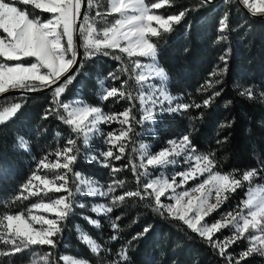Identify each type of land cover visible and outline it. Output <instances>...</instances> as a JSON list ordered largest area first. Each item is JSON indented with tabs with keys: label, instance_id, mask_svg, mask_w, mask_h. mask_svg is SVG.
Returning <instances> with one entry per match:
<instances>
[{
	"label": "snow or ice",
	"instance_id": "snow-or-ice-1",
	"mask_svg": "<svg viewBox=\"0 0 264 264\" xmlns=\"http://www.w3.org/2000/svg\"><path fill=\"white\" fill-rule=\"evenodd\" d=\"M18 2L32 5L35 9L48 13L49 17L47 19L34 17L28 11L18 7L17 0H0V31L4 34L0 36V57H3L5 61H21L23 58H33L35 61L27 65L0 62V94L14 89L25 91L52 89V102L56 107L46 112L44 118L47 119L48 115L55 114L58 119L71 127L73 133H83L85 144L88 143L90 133L100 132L98 125L101 123H119L122 126L119 130L109 131L106 135V143L109 147L100 152L99 156L102 159L96 155L91 157L102 167L110 169L113 176L121 171V168L116 167L110 161L123 159L125 153L123 141L129 139V133L132 131L131 125L135 118L131 108L121 113L104 114L100 107L74 104L60 99L79 71L76 36L82 38L84 55L87 57L99 54L111 56L114 60H121L120 55H113V52L118 50L119 53L126 54L129 58L142 57L151 61V63H143L140 59L132 60L134 65L132 73L135 74L137 83L141 85L138 95L144 111L143 120H154L158 114L157 106H159V113L187 111L193 107L188 104L173 106L175 97L168 94L163 84L169 77L166 70L157 63L158 49L152 38L159 37L161 29L165 33L171 32L173 24H179L186 14V11L182 10L178 14L165 18L153 11L161 9L169 3V0H154L151 3H146V0H109V6L105 10H99V0H86L83 13L82 0H18ZM239 2L251 15L264 16V0H239ZM93 7H96L97 11L95 17L90 19L87 12ZM110 15H116L118 18L109 24L106 17ZM96 18L104 23L102 28L96 26ZM226 20L227 15L220 19L218 31L223 32L227 28ZM78 21L79 27H77ZM220 59L225 64L227 63L226 56H221ZM221 71H226V68ZM109 75L113 80L120 79L116 73H109ZM210 75L214 76L217 73L213 72ZM154 80H159L161 83L154 84L152 83ZM125 84L127 81H122L120 88L112 87L106 90L102 99L119 98L129 101L135 99L131 92L122 90ZM144 88L148 91H144ZM246 92L249 96L252 95L250 89ZM214 95L219 96L220 93L216 92ZM165 103L168 105L167 108L164 107ZM210 103L211 99H208L203 102V105L207 107ZM21 107V103H13L10 107H5L3 111H0V123L14 117ZM194 107L199 108L201 105L196 104ZM61 108L66 115L60 113ZM168 143L171 147L162 149L158 154L146 153V164L149 166L176 164L178 161L174 157L184 154V162L194 160V165L190 164L187 170L175 173L171 182L169 180L147 182L143 185L142 191H129L113 196V202L123 201L126 197L133 196L141 199L152 198L155 204L154 211L161 214L166 212L173 219L181 221L192 232L205 238L209 245L219 250V254L228 264H241V261L246 260L253 252L264 255V235L249 236L250 245L240 253L239 257H234L226 251L230 244L244 238V233L248 232L250 227L264 233V190H260L261 194L253 195L246 201L244 207L248 209L247 215H243L242 211L228 212L210 225L205 222V218L217 211L228 199L226 193H234L237 188L242 187V181L250 182L257 175V171L254 169L244 173L242 180L228 174L213 172L214 160L209 155L196 154L195 145L192 144L188 134L183 135L179 140H170ZM66 144L67 146L62 149H57L55 153L57 162L46 163L47 157L40 161L45 168L64 169L65 171L56 175L54 179L33 173L31 178L22 185L21 190L22 193L29 192V195H38V186L33 185V181H39L40 185L46 189L45 194L67 192V196L32 205V209L52 214L56 219L32 214V209H29L27 217L24 214L3 215L0 217V243L10 247L7 250H0V256L15 255L34 246L56 247L57 242L54 237L63 231L61 224L68 219L73 207L70 198L75 193L69 187V173L74 175V182L78 181L79 185H88L87 195L93 197L107 195L114 192L117 187L123 186V180L113 179L107 192H101L98 187H93L90 180L83 179L81 173L74 171L73 165L77 161L75 153L78 151L75 148L76 140L70 138ZM141 167L145 168L143 173L137 172L136 165H132L133 174L137 176L138 182L141 175H147L145 165L141 164ZM4 171L0 169V174ZM205 173H208L207 178L190 191L176 192L177 187ZM177 176L180 177L179 183L176 181ZM56 180L63 181V183L55 184ZM33 188L37 190H32ZM169 189H171V194L167 196V199L173 200L174 203H164L161 199L165 197ZM76 192H81L79 186ZM197 193L199 195H193ZM27 198L23 196V199ZM185 198H187L186 202ZM213 198L214 202H210ZM80 207L84 205L80 204ZM92 210L97 213L113 211L112 207L104 205L93 207ZM191 213L194 215H190ZM237 217L240 219L238 220ZM87 219L89 223L99 227V221ZM116 219L118 220L119 217ZM233 224L235 232L232 236L226 237L223 241L218 238L213 239L215 233ZM35 225H40V227L37 228ZM112 227L116 229L119 225L114 222ZM149 230L145 227L144 233ZM83 239L91 246L93 252L99 251L100 246L94 240L87 235H83ZM112 239L115 240L117 237L113 236ZM256 242H259L261 247H257ZM50 255L51 253L45 255L46 261ZM118 255L126 264L128 259L126 250H122ZM72 264H80V262L73 261Z\"/></svg>",
	"mask_w": 264,
	"mask_h": 264
},
{
	"label": "trees",
	"instance_id": "trees-1",
	"mask_svg": "<svg viewBox=\"0 0 264 264\" xmlns=\"http://www.w3.org/2000/svg\"><path fill=\"white\" fill-rule=\"evenodd\" d=\"M101 1L103 9H107L109 0ZM151 2L154 0H146ZM21 7L26 9L25 5ZM182 10L186 14L181 22L173 24L171 32L161 29V35L152 40L157 45L159 64L169 77L170 93L181 96L184 104L193 105L188 111L191 126L188 134L195 147L214 160L216 172L232 174L255 169L258 174L255 182L264 184V20L246 15L235 0L214 4L169 0L153 11L167 18ZM225 15L228 26L220 32L219 21ZM221 56L227 57L226 64ZM98 60L105 66L94 72L95 59L87 60L61 95L62 101L80 97L111 112L110 100L102 101L99 97L98 81L119 68L121 62L99 54ZM225 68L226 71H221ZM213 72L217 75H210ZM247 89L251 90V96ZM216 92L220 95L215 96ZM7 99L23 105L14 117L0 124V169L5 170L0 174V214H11L6 207L10 204L8 199H15L34 172L41 153L65 140L68 134L79 140L71 127L55 114L44 118L46 112L56 107L52 102L53 92ZM208 99L211 103L205 107L203 102ZM134 103L133 114H138L137 99ZM196 104L201 107H194ZM128 107L130 104L124 102L113 112ZM59 111L65 115L62 108ZM167 123L187 126L179 117ZM239 193L240 204L246 189ZM113 216L119 225L116 230L106 228L101 219L98 220L102 229H91V237L105 249L98 256L82 245L78 251L64 249L65 230L55 239L56 247L45 250H51L55 264H63L60 257L67 252L91 264H125L118 255L124 249L128 257L126 264H228L205 238L178 219L158 215L144 199L126 201ZM73 222L74 217H70L68 223ZM145 227L150 229L147 233ZM113 236L117 239L113 240ZM243 264L260 263L246 260Z\"/></svg>",
	"mask_w": 264,
	"mask_h": 264
},
{
	"label": "rangeland",
	"instance_id": "rangeland-1",
	"mask_svg": "<svg viewBox=\"0 0 264 264\" xmlns=\"http://www.w3.org/2000/svg\"><path fill=\"white\" fill-rule=\"evenodd\" d=\"M101 3H103V1H99L100 4L99 10H104ZM22 5L24 4L19 3L17 0V6L23 9L21 7ZM25 7L26 9L24 10L31 13L34 17H38L40 19H47L49 17L48 13H44L41 10L35 9L34 6L32 5H25ZM96 19H97V27L102 28L104 26V23L100 21L98 18ZM106 19L107 22L110 24L114 22L116 18L107 16ZM2 35L4 34L2 33V31H0V36ZM82 45H83V40H82ZM117 54L121 56V60H118L121 62V66L115 69L112 73H116L120 77V79L113 80L110 75L102 77L100 81H98L99 83L98 93L102 101H107L102 99V96L105 94L106 90L111 89L112 87L120 88L121 82L127 81V84L124 85V88L122 90L125 92H131L132 96L138 101V105H139L137 108L138 114H133V109L135 107V103H134L135 99L129 101L128 99L109 98L108 100H110L111 102V104L109 105V109H111V112L109 113L104 111V109L100 107L104 114H112V113H117L113 111H118L122 107V103L124 102L129 103L130 107L128 108L132 109V115L135 118L131 125L132 131L129 133V139L123 141V143L125 144V153L123 154V159L119 161H110L116 167L121 168V171H119L118 173L115 174V176H113V174L110 172V169L102 167L100 163L91 159L93 155H96L99 159H102V157L99 156L100 152L106 150L109 147V145L106 143V135L109 131L119 130L122 127L119 123H111V124L101 123L100 125H98V127L100 128V132L90 133L88 136L87 144L84 143L85 137L83 133L81 134L76 133L77 138L79 140H76L71 134H68L65 140L59 141L58 143H56V145L53 148H50L47 151L41 153V155L37 160V165L34 168L35 170L33 173H36L48 179H54L56 175L63 173L65 171L64 169L45 168L43 167V165L40 164V161L44 160L45 157H47L45 161L46 163L53 164L57 162V156L55 154L57 149L58 148L62 149L63 147L67 146L66 142L68 139L71 138L76 140L75 148L78 149V151L75 153L77 155V161L73 165V168L74 171L81 173L83 179L90 180L92 182V186L98 187L101 190V192H107V188L113 182V179L124 181L123 186L117 187L114 192L108 193L107 195H103V196L97 195L93 197L87 195L88 185L86 184L79 185L78 181L74 182L75 181L74 175L72 173L68 174L70 181L69 187L72 189L75 195L70 198L72 200L73 207H72V211L69 213L68 216V219L70 217H74V222L69 224L67 219L63 221L61 224L63 230L66 231V236L63 240L64 243L62 247L64 249H68L67 251H75V250L78 251L80 249L79 245H82L86 249H88L92 254L98 256L100 252L105 251V249H103L102 246L94 238L91 237L90 233H92L91 230L92 228L101 230L102 226L100 225V223H99V227L89 223V220L87 218H91L97 221H99L98 219H101L102 221H105L106 228L111 227V230H116L117 228L114 229L112 225L114 222L116 223L113 214L115 211H117V208L126 201L128 202L130 200H133L135 202L136 199H141V198L133 196V197H126L123 201L113 202L112 200L113 196H119L129 191H138V190L142 191L143 185L147 182H152L153 180H160V181L169 180V182H171V179L175 173L185 171L189 168L190 164L194 165L195 163L194 160L185 163L184 162L185 155L181 154L180 156L174 157V159L178 161V163L176 164H168L165 166H149L146 164V160H147L146 153L151 155L158 154L159 151H161L162 149L171 147V145L168 143L170 140L173 139L179 140L180 138H182L183 135L189 133L188 131L191 127L188 124L190 121L188 115L189 109L187 111L181 110L174 113H167V112L159 113V106H157L156 111L158 114L155 116L154 120H143L142 118L144 116V111L141 108L139 95H138V93L141 91V85L137 83L135 79V74L132 73V69L134 67V65L132 64V60L140 59L143 63H151V61L142 57L129 58L127 57L126 54L119 53L118 50L113 52V55H117ZM92 58L95 59L94 66L96 65L94 67V72L98 71L99 69L98 67L102 68L105 66V64L99 62L101 60H98V54L92 56ZM83 61H85L84 58ZM83 61H82L81 69H83L84 67ZM0 62H5L8 64L23 63L27 65L35 61L33 58H23L21 61H5L3 57H0ZM157 63L160 66L158 56H157ZM152 83L160 84L161 82L159 80H154L152 81ZM163 84L168 94L172 97H175V99L173 100V106H175L176 104H184L181 96H174L170 93L169 79L163 82ZM143 90L148 91L147 88H144ZM68 102L74 104H85L88 106H93L88 104L86 100L80 97H77ZM13 103H20V102H17L15 100H8L7 98L2 100L0 102V111H3L5 107H10ZM21 105L23 104L21 103ZM164 107L165 108L168 107L167 103H165ZM176 117L185 120L187 126H182V125L174 126L167 123L169 119L171 118L175 119ZM11 118L12 117H10L9 119ZM137 121L140 122L137 123ZM59 138L61 139V135L59 136ZM195 149H196V154L208 155L205 152L198 150V148L196 147ZM133 164L136 165L137 172L143 173L145 171V168H142L141 164H144L147 169V175H141L139 177V182L137 181V176L133 174L132 171ZM214 168H213V172H216ZM244 173L246 172L243 173L236 172L228 175L234 176L242 180V176ZM31 176L28 178V180L31 178ZM207 176L208 173H205L203 176H198L196 179H190L185 185L181 187H177L176 192L179 193L184 190L190 191L193 187H196L200 182L206 179ZM257 177L258 174L254 176L250 182L242 181V187L237 188V190L234 193H226L228 199L224 201V203L220 206V208L217 211L207 216L205 218V222L210 225L216 220L221 219L228 212L242 211L243 215H247L248 209L244 207L246 201L249 199V197L253 195L261 194L260 190H264V184H259L255 182ZM176 181L177 183H179L180 181L179 176L176 177ZM60 183H63V181H59V180L55 181V184H60ZM33 185L38 186L39 189L38 195L35 196L29 195V192L22 193L21 191L22 187H21L15 199H8L10 201V204L7 205L6 207H8V211H10L11 214H24L27 217L29 214V209H32V205H34L35 203H39V202L47 203L56 198L68 195L67 192H63V191L60 193L51 192L45 194L46 189H44L43 185H40L39 181H33ZM78 186L81 188V192H76ZM243 189H246L245 197L241 200L239 204L238 196L241 194L239 192ZM32 190H37V189L33 188ZM170 194H171V189L167 190L165 197L161 198L164 203H174L173 200L167 199V196H169ZM193 195H199V194L197 193ZM23 196H27L28 198L23 199ZM186 200L187 198H185V202ZM144 201H146V203L150 205V207L154 211L155 208L154 200L152 198H145ZM210 202H214V198L211 199ZM80 204H83L84 207H80ZM100 205H104L105 207H112L113 211L111 213H107V212L97 213L92 210L93 207ZM17 210H19L18 213H16ZM154 212H156L158 215L161 216L168 215L166 212L163 214H161L158 211H154ZM32 214L44 215L47 218L56 219V217L53 216L52 214L44 213L35 209H32ZM3 215L5 214H0V217H2ZM190 215H194V213H191ZM237 219L239 220L240 217H237ZM35 227L39 228L40 225H35ZM234 232H235V225L233 224L215 233L213 239L218 238L220 241H223L226 237L232 236ZM58 234L54 237V239L58 237ZM83 235H87L90 239L94 240L100 246L98 252L92 251L91 246L88 245L86 241L83 239ZM253 235H264V233H260L257 229H252L250 227L248 232L244 233V238L237 240L236 243L230 244L227 247L226 251L228 253H231L234 257H239L240 253L246 250L250 245V240L248 239V237ZM73 238L75 239V242H73ZM256 246L261 247V244L259 242H256ZM9 247H10L9 245L0 243V250H7ZM48 247L49 246H34L31 249H28L21 253H17L15 255L0 256V264H55V259L52 258L53 254L51 250L50 251L45 250ZM48 253H51V255L48 258V261H46L45 255ZM65 257H67V259H64ZM60 259L62 260L63 264H72L73 261H78L80 262V264H91L86 259L82 257L74 256L69 252L62 254ZM246 260L264 264V255H261L258 252H253ZM246 260L241 261V264H243Z\"/></svg>",
	"mask_w": 264,
	"mask_h": 264
},
{
	"label": "water",
	"instance_id": "water-1",
	"mask_svg": "<svg viewBox=\"0 0 264 264\" xmlns=\"http://www.w3.org/2000/svg\"><path fill=\"white\" fill-rule=\"evenodd\" d=\"M203 2H205V0H201ZM220 0H207L206 3H210V4H214L216 2H218ZM236 3L238 4V6L242 9V11L248 15L249 17L253 18V19H256V20H264V16H253L251 15L243 6L242 4L239 2V0H235ZM86 4V0H82V13L84 12V6ZM82 19V17H81ZM77 27H79V21L77 22ZM76 45H77V50H78V64L80 65L79 66V71L76 73L79 74V72L81 71V66H82V61H83V56H84V51H83V48H82V39L80 36H76ZM75 71V69L73 70ZM71 74V73H69ZM52 92V89L50 88H46V89H43V90H37V91H25V90H22V89H14V90H10L8 93H5V94H0V102L6 98H9V97H22V98H26V97H39V96H42L44 94H48Z\"/></svg>",
	"mask_w": 264,
	"mask_h": 264
},
{
	"label": "built area",
	"instance_id": "built-area-1",
	"mask_svg": "<svg viewBox=\"0 0 264 264\" xmlns=\"http://www.w3.org/2000/svg\"><path fill=\"white\" fill-rule=\"evenodd\" d=\"M99 1H100V0H99ZM96 11H97L96 7H93L91 10H89V11L87 12V14L89 15L90 19H92V18L95 17V13H96ZM96 26H97V24H96ZM83 50H84V48H83ZM84 51H85V50H84ZM84 58H85V60H88L90 57H87V56L84 55Z\"/></svg>",
	"mask_w": 264,
	"mask_h": 264
},
{
	"label": "crops",
	"instance_id": "crops-1",
	"mask_svg": "<svg viewBox=\"0 0 264 264\" xmlns=\"http://www.w3.org/2000/svg\"><path fill=\"white\" fill-rule=\"evenodd\" d=\"M111 17H115V18H118L116 15H110Z\"/></svg>",
	"mask_w": 264,
	"mask_h": 264
}]
</instances>
